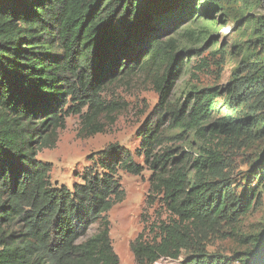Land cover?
Segmentation results:
<instances>
[{
  "label": "trees",
  "instance_id": "trees-1",
  "mask_svg": "<svg viewBox=\"0 0 264 264\" xmlns=\"http://www.w3.org/2000/svg\"><path fill=\"white\" fill-rule=\"evenodd\" d=\"M198 1L211 15L225 0ZM194 2L0 0V264H120L107 215L125 196L116 175L118 169L137 175L143 167L125 147L109 145L70 188L51 181L52 163L38 154L55 146L72 114L82 117L91 134L102 131L98 114L117 107L103 93L139 71L148 72L160 94L152 113L157 119L149 117L140 131L145 163L153 172L152 191L177 219L158 225L159 240L148 242L143 234L134 240L137 262L178 259L183 250L196 249L183 264H213L197 249L193 230L225 222L226 233L239 234L241 217L261 202L264 155L252 171L258 189L239 193L215 149L196 158L171 148L156 154L166 121L170 128L212 139L264 131V63L247 87L230 82L223 101L221 90L193 87L185 100L171 103L188 56L173 32L194 16ZM255 30L264 50V18ZM253 99L263 104L261 119L237 117ZM222 106L225 115L206 126ZM96 223L97 233L89 235ZM240 237L250 249L236 261L264 264V228Z\"/></svg>",
  "mask_w": 264,
  "mask_h": 264
},
{
  "label": "rangeland",
  "instance_id": "rangeland-1",
  "mask_svg": "<svg viewBox=\"0 0 264 264\" xmlns=\"http://www.w3.org/2000/svg\"><path fill=\"white\" fill-rule=\"evenodd\" d=\"M194 3V16L173 32L188 56L184 72L172 91L171 103L185 100V94L193 87L221 90L223 95L219 101H223L230 82L244 83L247 87L257 66L264 63V50L255 41L256 23L264 18V0H225L211 15L204 13V1L195 0ZM103 97L107 102L117 103V107L98 114L96 120L102 131L91 134L82 117L72 114L67 117L65 128L58 131L55 146L42 149L38 158L52 163L50 177L53 183L72 188L74 183L81 181L85 169L96 161L99 151L113 144L130 151L143 171L136 175L118 169L116 177L125 196L107 215L112 245L120 264H139L131 248L134 240L140 234L148 242L159 240L158 225L177 219L171 216L159 194L152 191L153 172L145 163L141 146L140 131L149 117L157 119L152 113L160 101V94L148 72L139 71L133 77L109 86ZM262 107L263 104L253 99L239 108L237 117L254 115L261 119ZM218 110L206 126L218 123L225 115L223 106ZM170 124L166 121L162 127L164 140L156 154L171 148L196 158L205 149H215L224 159L226 178L239 193L258 189V179L252 171L257 167L259 157L264 155L263 130L256 129L253 134L240 138L212 139L195 131L181 132V129L170 128ZM257 193L261 202L241 217L236 226L238 235L226 233L230 226L225 222L216 228L193 230L197 249L207 254L213 264H217V259L222 261L220 264H240L236 256L250 249L240 235L255 234L264 228V187ZM98 228L99 223L94 224L89 235L97 233ZM196 252V249L183 250L178 259L161 258L155 264H183Z\"/></svg>",
  "mask_w": 264,
  "mask_h": 264
}]
</instances>
